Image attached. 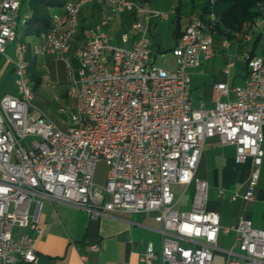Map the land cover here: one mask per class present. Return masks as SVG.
<instances>
[{"label": "built area", "instance_id": "1", "mask_svg": "<svg viewBox=\"0 0 264 264\" xmlns=\"http://www.w3.org/2000/svg\"><path fill=\"white\" fill-rule=\"evenodd\" d=\"M21 1H0V59L7 44L14 43L17 75V93L0 98V264H36L34 238L27 233L14 236L13 230H38L30 205L40 206L42 199L83 208L92 218L155 211L161 264H212L220 230L237 234L235 246L226 250L225 264H264V228L245 218L222 226L219 214L206 209V180L195 179L189 210L175 208L171 189L193 179L205 140L217 137L221 144L234 145L236 162L251 160L243 198L253 200L264 160V53L246 54L245 82L231 89L232 99L210 108L193 107L188 70L213 54L215 13H209L208 24L199 15L191 16L172 49L176 68L168 69L151 61L150 30L153 20H167L173 11L152 10L137 0H98L113 4L118 13L132 14L135 38L129 46L110 44L101 29L106 20L90 30L75 51L76 71L69 69L68 95L75 110L71 125L63 130L32 103L28 46L17 33L18 23L26 20L18 15ZM86 1L64 2L40 40L31 44L34 55L66 60ZM258 24L264 25V17ZM216 87L225 95L230 91L223 82ZM100 160L109 166L103 184L95 182ZM182 239L192 244L184 245ZM90 247L98 250L97 244ZM156 258L150 247L140 255L145 263Z\"/></svg>", "mask_w": 264, "mask_h": 264}, {"label": "crops", "instance_id": "2", "mask_svg": "<svg viewBox=\"0 0 264 264\" xmlns=\"http://www.w3.org/2000/svg\"><path fill=\"white\" fill-rule=\"evenodd\" d=\"M137 1L146 4L152 2L154 4V7H150L152 10L173 11L170 15L171 33H166L164 23H159L158 19L152 21L150 37L152 32H156L160 41H155L151 37L150 57L157 65L175 69L177 62L172 49L191 16H200L205 0H158L157 3L156 0ZM22 3L23 0L18 15L20 19L26 17V20L24 23H18L17 33L18 39L25 42L29 50V45L40 40L41 33H37L29 21L31 16L28 9L29 1L26 8H23ZM47 10L52 18L53 14L61 12L62 6L50 7ZM262 17L264 16L255 18L249 28L226 29L221 32L214 30L212 56L203 60L199 67L188 70L190 102L193 107L210 108L218 101L232 99L234 94L231 89L244 84L247 74L246 54L264 53V51L257 53L255 50L260 38L256 33L257 21ZM139 18L142 19V16ZM102 20H106L101 29L105 32L108 42L113 31L119 30L122 33L131 30L123 46L132 44L135 38V32L130 28L132 14L118 13L114 10V5L106 1H86L81 5L77 31L71 40L70 49L74 50L73 57L77 61V66L76 49L84 44L90 30L95 29ZM203 21L206 24L210 23L208 15ZM167 37L170 45L163 49L161 43ZM14 47L15 44L13 49ZM153 48L158 50L157 55L153 54ZM160 49L162 52H159ZM50 57L52 56H40V62ZM242 58L244 63L241 67L239 61ZM13 59L14 57H9L6 52L0 59V98L7 93L15 94L5 82L7 75L15 70ZM220 82L225 83L230 89L227 95L222 94L216 87ZM250 170L249 158L242 163L236 162L234 145L221 144L217 137L206 139L193 179L187 184L174 183L171 186L176 201L175 208L179 210L191 208L195 179H203L208 183L206 209L219 214L222 226H233L241 218H245L251 220L254 227L264 228V160L254 187V198L248 202L243 198V194L249 184ZM30 213L37 217L38 230L15 227L13 235L27 233L34 238L37 250L36 264H161L160 224L155 220V211H119L92 218L83 208L70 204H55L42 199L40 206L36 202L31 203ZM236 237L234 230L228 232L220 230L213 249L212 264H225L226 250L235 246ZM180 242L184 245L192 244L191 241L183 239ZM92 244H97L98 250H92L90 247ZM148 247L157 254V258L151 263L140 260V255Z\"/></svg>", "mask_w": 264, "mask_h": 264}, {"label": "rangeland", "instance_id": "3", "mask_svg": "<svg viewBox=\"0 0 264 264\" xmlns=\"http://www.w3.org/2000/svg\"><path fill=\"white\" fill-rule=\"evenodd\" d=\"M28 1L29 0H23V8H26ZM157 1L158 0H156L155 3H157ZM153 5L154 4H152V2L147 4L149 8L154 7ZM158 20L159 23H164L163 25L166 27V33H171V17L167 20ZM130 33L131 30L122 33L119 30H115L112 32L109 43L113 45H125ZM256 33H258L260 38L257 42V47L255 50L257 53H260L264 51V25L258 24ZM169 41V37H167V39L161 43V47L163 49L168 48L170 45ZM13 46L14 43H9L7 44L6 49V54L11 58L14 57ZM30 46L31 45H29V50L26 55V62L29 63L34 61L35 69L41 76L40 82L35 86H31L33 94L32 103L41 108L47 114V116L58 125L59 128L66 130L71 125L70 116L75 110L74 99L68 95V90L71 84L69 69H72L74 72L77 69V61L73 57L74 50L70 49V51L64 55L66 60L50 57L45 59L44 62H40V56L34 55L30 49ZM152 51L154 55H157L158 50L156 48H153ZM159 52H162V49H160ZM243 63L244 59L242 58V60L239 61V65L242 67ZM16 76V72L13 70L7 75L5 81L6 86L12 88L14 90L13 93L15 94L17 93V89L14 84ZM62 107H66V111L60 110ZM108 168L109 166L105 160H100L97 162L95 167V182L97 184H103L105 182Z\"/></svg>", "mask_w": 264, "mask_h": 264}, {"label": "trees", "instance_id": "4", "mask_svg": "<svg viewBox=\"0 0 264 264\" xmlns=\"http://www.w3.org/2000/svg\"><path fill=\"white\" fill-rule=\"evenodd\" d=\"M66 0H29L28 9L31 12L30 23L37 33L50 27L51 17L48 8L63 6ZM213 11L217 17L213 29L222 31L226 29L240 30L249 28L253 20L264 16V0H205L200 17L203 19ZM182 32H180L179 37ZM28 74L33 86L40 82V74L35 69L34 61L28 64Z\"/></svg>", "mask_w": 264, "mask_h": 264}, {"label": "water", "instance_id": "5", "mask_svg": "<svg viewBox=\"0 0 264 264\" xmlns=\"http://www.w3.org/2000/svg\"><path fill=\"white\" fill-rule=\"evenodd\" d=\"M151 37L155 40V41H160V37L156 32H152L151 33Z\"/></svg>", "mask_w": 264, "mask_h": 264}]
</instances>
